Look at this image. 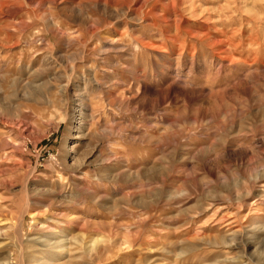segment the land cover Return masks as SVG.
<instances>
[{"label": "rangeland", "instance_id": "374dc122", "mask_svg": "<svg viewBox=\"0 0 264 264\" xmlns=\"http://www.w3.org/2000/svg\"><path fill=\"white\" fill-rule=\"evenodd\" d=\"M0 264H264V0H0Z\"/></svg>", "mask_w": 264, "mask_h": 264}, {"label": "bare ground", "instance_id": "6f19581e", "mask_svg": "<svg viewBox=\"0 0 264 264\" xmlns=\"http://www.w3.org/2000/svg\"><path fill=\"white\" fill-rule=\"evenodd\" d=\"M93 77H94L93 74L89 73L88 74V81H86L85 84L90 83V86H91V84H93V82H94ZM65 87H67V85ZM169 89H170V87H169ZM74 90H72L71 92H68V93L65 90H64L65 92H63L65 95L64 100L66 101V102L64 101V103L66 104V110H64V112H65L64 113V121L66 123H68L70 126L69 130H70V137H71L72 141L70 143L67 141L64 142V145L61 148L62 153H63L61 156V159H62V165L65 168L71 169L73 172H76V171L80 170V168L82 166H85L88 163L100 165L105 159L101 158L100 153L99 154L97 153L98 150L95 148L96 145H92L93 139L89 135L88 126H89V122L92 121V119H93V115H92L93 113H92L89 105L86 102V99H85L86 96L84 97L82 94L84 91L82 93H79V92L74 91ZM63 93H61V94H63ZM85 93L86 92H84V94ZM9 154H11V152H9ZM70 157H72V159H74V162L72 161V163H70V160H69ZM76 159H78V160L76 161ZM104 168H107V166ZM140 174H141V172H140Z\"/></svg>", "mask_w": 264, "mask_h": 264}]
</instances>
